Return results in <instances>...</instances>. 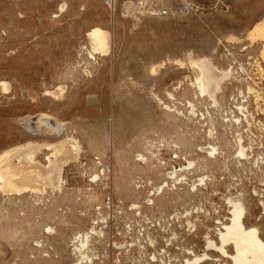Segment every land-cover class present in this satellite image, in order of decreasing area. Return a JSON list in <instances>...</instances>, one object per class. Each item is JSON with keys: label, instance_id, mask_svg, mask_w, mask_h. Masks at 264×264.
I'll use <instances>...</instances> for the list:
<instances>
[{"label": "rangeland", "instance_id": "rangeland-1", "mask_svg": "<svg viewBox=\"0 0 264 264\" xmlns=\"http://www.w3.org/2000/svg\"><path fill=\"white\" fill-rule=\"evenodd\" d=\"M62 3L65 6L60 11ZM163 7L169 8L167 14H160ZM113 8L112 16L106 0H0V151L27 141H55V134L44 127L40 133L26 127L27 120H34L39 113L63 121L61 135L74 136L80 143L77 159L64 168L62 190L47 189L42 194L27 191L23 195L0 191V264H73L76 243L72 237L88 231L93 222L144 221L128 209L133 202L143 215L170 223L165 232H179L182 251L193 246L200 252L205 229L196 224V233H191L186 220L194 218L190 212L206 198L190 193L186 184L165 187L162 193H155V189L164 181L165 169L184 163L183 155L196 162L199 174L215 175L227 160L232 170L238 171L231 162L236 151L233 135L224 130L221 116L236 110L234 105L245 89L240 65L254 62L264 74L261 45L247 38L248 30L264 17V0H116ZM93 26L112 33L110 53L95 55V59L87 51V31ZM201 56L232 71L217 95L220 106L216 108L208 99L193 97L190 78L186 77L192 71L174 63V59ZM160 63L163 65L153 74L152 65ZM2 81L8 83V89ZM57 85L64 87L60 97L45 94ZM158 98L166 104L174 102L186 116L191 108L186 101L191 100L198 117L189 115L190 122L183 115L178 119L170 116ZM203 109L206 113L202 118L199 112ZM208 126L219 134L215 136L223 146L222 161L203 160L205 154L198 149L215 141L209 137ZM144 147L159 153L147 165L136 160ZM46 152L43 149L37 159L44 163ZM157 158L167 161L166 165L157 163ZM204 163L206 169L200 167ZM94 174H98L97 179ZM229 177L213 179L207 192L233 183ZM245 184L250 190L248 180ZM152 191L155 194L150 196ZM147 197L152 198L151 205L144 200ZM210 198L220 201L216 196ZM245 204L247 224H257L264 237L260 208L253 201ZM176 212L184 214L180 222L173 219ZM256 215H260L257 220ZM45 224L55 233L47 232ZM205 224L211 226L212 220Z\"/></svg>", "mask_w": 264, "mask_h": 264}, {"label": "bare ground", "instance_id": "bare-ground-1", "mask_svg": "<svg viewBox=\"0 0 264 264\" xmlns=\"http://www.w3.org/2000/svg\"><path fill=\"white\" fill-rule=\"evenodd\" d=\"M115 1L116 0H106V2H110L111 7L115 4ZM64 6H65V3H62L59 7V10L61 11L64 8ZM126 7H128V5ZM111 14H113V13H111ZM247 33H248L247 38H249V40L252 43L253 42H259L260 43V45H261V47H260V58L262 60H264V17H262V19L260 21L255 23L248 30ZM87 38H88V41L90 44V48L88 50L87 49L86 50L88 51L90 58L95 59V55L106 56L110 53V50L112 47L111 46L112 45V33L109 29L103 28L101 26H93L92 28H90L87 31ZM234 38H236V37H234ZM232 39H233V37H232ZM84 49H85V47H84ZM87 51H86V53H87ZM87 63H89V62L87 61ZM174 63L179 65L181 68L186 67L187 69L192 71V75L186 76V77L190 78L189 86L191 85L193 88V93H192L193 97L196 99L198 97H201L205 101H207V99H208V101L210 102L209 104H213L214 107L216 108V105L218 104V99H217L218 96L217 95H218V93H220L222 91L223 84H224L225 80L232 74V71L230 69H229L230 71H228L227 68L226 69L219 68L218 66H216L212 62L211 58L206 57V56H201V57H196V58L189 57L185 61H183L181 59H174ZM162 65H163V63L157 64L155 66L152 65L151 72L153 74H155L156 72H158L157 71L158 68L161 67ZM261 71H264V69H261ZM237 79L239 80L238 77H237ZM240 79H241V77H240ZM181 83H182V81L180 80L178 82V86H180ZM1 84L3 85L4 89H8V83L7 82L2 81ZM63 89H64V87L62 85H57L56 87L52 88L51 90H46L45 94L57 98V97H60L62 95ZM247 90H248V92H250V91H252V88L250 86H247ZM168 96H170V97H172V99H174L172 92H168ZM189 99H190V97H189ZM203 99H202V102H203ZM158 100L164 105V110H166V112L170 116H174V117L176 116V118H177V116L183 115L187 120H190V122L192 119L190 117L191 115L198 116V114L194 110V106H196V105L191 100L187 99V101H186L188 103V105L191 107L189 110L190 116L189 115L186 116V114L183 113L184 110L183 111L180 110L181 108L179 109L175 105L174 102H172V104H166V103L162 102L160 100V98H158ZM199 106H197V107H199ZM203 111H204V109H203ZM206 111H208V108ZM197 112H199V111H197ZM204 113H206V112L205 111L201 112V113L199 112V116L204 117ZM207 114H208V112H207ZM207 114L205 117H207L209 115V114L208 115ZM164 117H165V115H164ZM209 117L210 116H208V118ZM32 118H34V120H30V119L27 120L26 127L31 128L36 133L42 132L43 127H44L49 133L55 134L56 140L53 142L45 143V144L38 143L36 141H27L24 144L10 146V147H7V148L1 150L0 151V191L3 193H16L17 195H23L27 191L31 192V193H38V194H42V193L46 192L47 189H50L52 191H56V190L60 191V190H62L61 188H63L62 185H63V182L65 181L64 180V168H65V166H67L70 162H73L77 159V155H78V152L80 150V143H79L78 139H76L74 136H68V135L62 136L61 135V134H63V131H65V128H64L65 123L63 121L56 120L55 118H53L52 116H50L49 114H46V113H39L38 115H35ZM182 119H183V117H182ZM210 119H208L207 121H209ZM180 121H182V120L180 119ZM215 121H216V119H215ZM193 122H195V121H193ZM203 124H205V123H203ZM176 126H178V125H176ZM209 127L210 126H208V129L210 130ZM224 130H226V129H224ZM191 131L193 132V130H191ZM152 132H153V130H152ZM226 132H228V131H226ZM200 134H202V133H200ZM212 134L213 133L210 130L209 136L212 137L213 136ZM216 134H218V133L216 132ZM220 135H222V133ZM225 135H226V133H225ZM218 136H219V134H218ZM216 139H218V138H216ZM230 139H231V137H230ZM237 139H238L237 140L238 148L236 149L237 156H240L239 158H246L247 156L245 153V146H243L242 142H240V141H242V138L239 136ZM229 141L230 140H228V142ZM149 142H150V140H149ZM155 142H156V140H155ZM219 142H218V144H219ZM148 143H147V147H151V146H148L151 143H149V144ZM162 143H164V142H162ZM168 144H169V142H168ZM145 145L146 144H144V146ZM152 145H153V143H152ZM155 145H157V144H155ZM224 145H226V144H224ZM233 145H235V144H232V146ZM232 146L229 149H231ZM147 147H144L145 148L144 151L149 153V155H146L144 153V151L139 152L138 154L136 153L138 155V159L136 158V160L137 161L140 160L143 162V164H146V165L149 163V161L152 157H155L156 154L159 155V153H157V151L152 152V150H150ZM177 147H178V144H177ZM226 147H225V149H226ZM43 149L48 151L44 154V157H43L44 158L43 160H45L44 163L41 162L39 159H37L38 153L42 152ZM156 149H157V147H156ZM199 149L202 152L208 151V153H212L213 151L215 152V150L217 148L215 147L214 144H209L208 146L200 145ZM225 149H224V151H225ZM128 154H129V152H128ZM128 154L126 157H128ZM233 154H232V156H233ZM229 155H231V153ZM229 155H228V157H229ZM132 156H134V155H132ZM122 157H124V156H122ZM122 157H120V158L122 159ZM177 158H178V156H177ZM229 158H227V159H229ZM157 159L159 160L160 158H157ZM204 159L205 160H212L207 155L203 156V160ZM219 160H220V158H219ZM220 161H222V160H220ZM157 163L161 164L162 162H161V160H159ZM195 163L196 162H194V160H192V159L188 160V165H190V166H192ZM188 167H186V168H188ZM200 167L201 168L203 167V169L204 168L206 169L207 164L204 163V165H200ZM188 170H190V169H188ZM217 171H219V170H217ZM175 172L176 171L174 170V172L168 173V175H173ZM213 173H214V171H213ZM181 175L184 176V179L186 178L184 174H181ZM94 176L97 179L98 174H94ZM199 180L200 181L203 180V175L199 178ZM158 183H160V182H158ZM155 185H157V184H155ZM194 185H195V181L192 180V182L190 183V186L193 187ZM161 186H162V182L155 189V193H162L163 192V187H161ZM152 187H154V186H152ZM177 189H178V187H177ZM177 189H175V191H178ZM150 190L151 189H149L148 191H150ZM172 191L174 192V189ZM188 192H190V191H188ZM168 193H170V192H168ZM65 194H67V193H65ZM62 197H63V195H62ZM64 197H66V196H64ZM144 200L146 201L147 204H151L153 202L152 198H148V197ZM156 200H157V198H156ZM61 201H62V199H61ZM228 202L230 204L229 217L227 218L226 222L222 223V226L219 229V231L216 233V236L211 237V236L206 235L205 238L203 239L204 244H203V247H202L200 252L196 253L194 250H191L190 248H186V249L184 248L188 254H191V256L185 258L184 262L182 264H205L206 262H218V261L223 262V264H264V237L261 236L262 233L260 231V227L257 224H253V223L247 224L246 213H248L247 212L248 210H247L246 204L242 198L230 197L228 199ZM132 206L138 208V206L135 205L134 202H133ZM48 214H45V215L47 216ZM100 214H101V211H100ZM256 216H257V217H255L256 220L260 218L259 217L260 215L259 216L256 215ZM187 222L191 224V221L189 219L187 220ZM40 226H41V224H40ZM43 228H46L47 232H50V233L54 232V229L51 225L45 224V225H43ZM90 231L95 232L96 230L94 227H92L90 229ZM82 232L83 233L80 234L81 239H79L78 244L76 243V245H75L77 248L79 256H83L84 251H85L84 249H85V247L88 243V240H89V231L86 230V232H84V231H82ZM96 233L100 234V231H97ZM74 234H76V232ZM78 236H79V234H78ZM72 238L74 239V237H72ZM13 240H15V239H13ZM19 240H21V239H19ZM36 243H37L36 244V246H37L38 240ZM72 249H74V248H72ZM72 253H74V252H72ZM153 258H155V256Z\"/></svg>", "mask_w": 264, "mask_h": 264}, {"label": "built area", "instance_id": "built-area-1", "mask_svg": "<svg viewBox=\"0 0 264 264\" xmlns=\"http://www.w3.org/2000/svg\"><path fill=\"white\" fill-rule=\"evenodd\" d=\"M106 4L114 14V8L111 7L110 2H106ZM168 12V7H163L160 10V14L163 15ZM238 70L245 89L240 91L238 101L234 105L236 110L229 113L226 111L227 113L221 116V124L224 129L228 130V134L233 135L232 141L235 142L236 149L239 136L242 138L240 142L245 146L246 158H239L236 151L231 158L232 164L238 171L234 172L227 160L226 163L223 162L221 171L217 174H199L196 163L192 166L188 165V160L191 159H188L186 155L183 156L184 163L178 162L176 166L172 165L164 171V181L161 187L172 186L175 188L186 184L192 194H202L206 198L203 199L204 203L200 202L199 206H195L194 210L190 212V216L192 213L194 215V218L191 216L189 219L191 224L186 220L188 231L191 233H196L198 225L205 229L202 235L203 239L206 235L216 234L222 223L227 221L230 197L242 198L245 203L246 201L256 202L261 215H264V74L260 73L254 62L253 64L250 62L242 64ZM247 86H250L252 91L248 92ZM211 131L213 136L209 137L215 141H211L205 146L214 144L217 149L215 152L208 153L206 151L204 154L211 159H217L219 155L223 154V149L218 144L215 133L213 130ZM175 158H177L176 155ZM161 162L162 165H166L162 159ZM174 170L176 172L173 175H168ZM181 174H184L186 178L184 179ZM202 175L203 180L200 181L199 178ZM228 175H230L228 180H233V183L224 184L222 188L207 192L209 183L213 179L225 180ZM188 177L191 178L188 180ZM192 180L195 181L193 187L190 186ZM245 180H248V184L251 186L250 190L247 189ZM151 195H154V192H150ZM210 196H216L220 201L215 202L214 198L211 199ZM128 209L132 211L135 218L144 217V221L134 219L116 222V224L110 220L93 222L90 229L94 227L96 231L88 230L89 240L83 256H79L77 248L74 246L73 250L76 255L73 264H182L185 258L191 256L186 250H181L180 234L176 229H171L166 234L165 229L167 226H171L170 223L166 225L158 219L143 215L139 208L132 205ZM183 217L184 214H180V212L173 214V219L178 222ZM208 220H212L211 226L205 224ZM177 227H180L179 224ZM198 229L200 228L198 227ZM97 231H100V234H97ZM74 239L78 244L81 235ZM102 243L105 246H102ZM188 248L194 250L193 246ZM154 256L155 258H153Z\"/></svg>", "mask_w": 264, "mask_h": 264}]
</instances>
